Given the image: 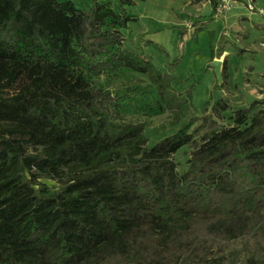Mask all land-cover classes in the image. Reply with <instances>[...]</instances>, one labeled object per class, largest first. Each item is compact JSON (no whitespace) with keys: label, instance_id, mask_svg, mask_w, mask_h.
Here are the masks:
<instances>
[{"label":"trees","instance_id":"trees-1","mask_svg":"<svg viewBox=\"0 0 264 264\" xmlns=\"http://www.w3.org/2000/svg\"><path fill=\"white\" fill-rule=\"evenodd\" d=\"M89 1L0 0V264H223L215 247L243 237L247 263L264 264V107L226 124L219 99L147 147L91 80L145 75L176 123L180 104L167 76L122 49L138 0ZM190 1L215 13L221 0Z\"/></svg>","mask_w":264,"mask_h":264},{"label":"rangeland","instance_id":"rangeland-1","mask_svg":"<svg viewBox=\"0 0 264 264\" xmlns=\"http://www.w3.org/2000/svg\"><path fill=\"white\" fill-rule=\"evenodd\" d=\"M74 1L78 8L90 5L89 0ZM253 6L255 10L250 11L241 0H228L227 10L216 14L206 1L192 5L190 0H138L128 9L136 20L122 29V49L135 52L168 77L170 92L181 107L179 123L173 112L161 107L145 75L121 70L91 80L92 88L107 89L119 97L118 119L141 125L147 147L174 134L190 118L211 110L217 90L219 99L229 107L223 123H231L235 110L256 102L251 115L264 107V0H253ZM213 60H222V69L225 62L227 77L220 88L211 67ZM188 153L183 148L173 157L179 173L187 168ZM47 183L60 185L58 181ZM215 252L223 264H248L256 247L243 237L218 244Z\"/></svg>","mask_w":264,"mask_h":264},{"label":"water","instance_id":"water-1","mask_svg":"<svg viewBox=\"0 0 264 264\" xmlns=\"http://www.w3.org/2000/svg\"><path fill=\"white\" fill-rule=\"evenodd\" d=\"M211 67L213 69V74L217 80L218 85L222 82V60H213L211 63ZM214 102H217L219 100V91L214 92Z\"/></svg>","mask_w":264,"mask_h":264},{"label":"built area","instance_id":"built-area-1","mask_svg":"<svg viewBox=\"0 0 264 264\" xmlns=\"http://www.w3.org/2000/svg\"><path fill=\"white\" fill-rule=\"evenodd\" d=\"M243 3L247 5L250 11H254L255 8L253 6V0H241ZM228 0H221L220 3L217 5L215 13L222 14L227 10Z\"/></svg>","mask_w":264,"mask_h":264}]
</instances>
